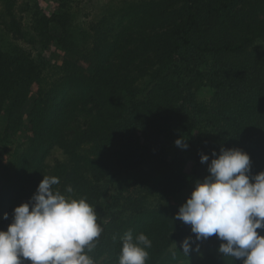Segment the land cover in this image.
<instances>
[{
    "label": "trees",
    "instance_id": "obj_1",
    "mask_svg": "<svg viewBox=\"0 0 264 264\" xmlns=\"http://www.w3.org/2000/svg\"><path fill=\"white\" fill-rule=\"evenodd\" d=\"M15 1L0 0V27L19 33ZM45 2L30 18L42 53L0 48V140H25L0 186V230L54 175L62 195L95 208L96 264H118L129 230L151 240L146 264L194 259L181 248L194 240L191 226L175 216L208 175L200 154L210 162L213 151L237 148L250 156L251 175L264 172V0L143 3L129 14L134 45L115 56L111 29H94L88 54L71 39L70 0ZM50 60L58 73L47 82ZM201 87L209 99H197ZM54 148L65 159L49 165ZM198 243L203 258L190 264H241L219 253L226 241L215 235Z\"/></svg>",
    "mask_w": 264,
    "mask_h": 264
},
{
    "label": "clouds",
    "instance_id": "obj_2",
    "mask_svg": "<svg viewBox=\"0 0 264 264\" xmlns=\"http://www.w3.org/2000/svg\"><path fill=\"white\" fill-rule=\"evenodd\" d=\"M174 144L187 150L181 138ZM211 156L209 162V155L200 154L208 175L196 182L175 216L194 234V240H182V252H198V242L215 235L226 241L219 253L241 264H264V236L257 232L264 230V172L251 175L250 156L237 148H221ZM59 183L57 176H43L30 201L14 208L11 223L0 230V264H96L90 253L103 229L95 208L85 198L62 195L54 187ZM121 245L118 264H146L152 242L145 234L134 237L129 230Z\"/></svg>",
    "mask_w": 264,
    "mask_h": 264
},
{
    "label": "rangeland",
    "instance_id": "obj_3",
    "mask_svg": "<svg viewBox=\"0 0 264 264\" xmlns=\"http://www.w3.org/2000/svg\"><path fill=\"white\" fill-rule=\"evenodd\" d=\"M156 0H70V32L73 43L80 49L86 50L89 54L92 48L91 37L95 28L111 29V35L115 38L111 56L119 50L132 48L134 45V33L129 22L131 8H136L146 2ZM45 0H16L13 13L18 21L19 33L7 32L0 27V48L12 52L17 48L25 49L36 56L42 53L37 39L30 30V18L38 8L46 9ZM1 9V5H0ZM133 31V32H132ZM51 61V60H50ZM57 64L49 62L44 70V77L47 82H52L57 75ZM197 99L203 101L209 99L210 94L206 88L201 87L196 93ZM6 118L0 116V135L4 129ZM25 140L23 136H17L8 140H0V186L5 177L12 171L15 153L23 149ZM172 156V155H171ZM63 152L54 148L46 158V163L53 165L56 162L64 161ZM191 169V164H186V170ZM107 187V185H106ZM203 258L201 251H194V259L185 262L190 264L200 261Z\"/></svg>",
    "mask_w": 264,
    "mask_h": 264
}]
</instances>
